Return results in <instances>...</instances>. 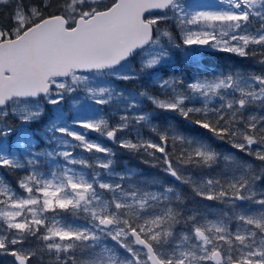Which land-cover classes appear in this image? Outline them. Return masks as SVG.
Segmentation results:
<instances>
[{"label": "snow or ice", "instance_id": "1", "mask_svg": "<svg viewBox=\"0 0 264 264\" xmlns=\"http://www.w3.org/2000/svg\"><path fill=\"white\" fill-rule=\"evenodd\" d=\"M204 50L261 67L167 74ZM142 78L159 91L113 83ZM159 113L211 136L162 127ZM89 131L222 207L186 210L174 184L117 171ZM0 169L23 173L0 176L11 264H264V0H0Z\"/></svg>", "mask_w": 264, "mask_h": 264}, {"label": "trees", "instance_id": "2", "mask_svg": "<svg viewBox=\"0 0 264 264\" xmlns=\"http://www.w3.org/2000/svg\"><path fill=\"white\" fill-rule=\"evenodd\" d=\"M199 62L198 63H189L187 61H182L179 66H177L175 69L169 68L167 70L168 75H172L173 73L177 75H183L184 78L186 76V79H191L196 76L204 75L208 72H212L215 70H222V69H231L234 66L236 67H242L244 71H259L260 65L256 63V60L254 59H248L241 61L240 58L225 54V53H211V52H205L202 51L201 55L199 56ZM128 88L133 89L135 92L148 90L150 92H156L157 88H154L149 81L144 80L143 78L141 80L136 81L135 83H124ZM47 110V109H46ZM174 120H176V128L180 131H182L185 135L190 136H196L199 138L207 139L211 136L210 133H207L206 131L196 128L194 125L189 124L187 121H183L182 118H177L174 116V114H171ZM44 124L47 122V116L46 113L43 115ZM35 125V127H34ZM31 129L34 127V129H37V127H40L39 124H32ZM219 147L218 150L224 153H231L233 156H235L238 160L245 161L248 164L253 165V167H259L260 162L255 160L252 156H246L244 153L238 152L237 150L231 148L228 144H221L220 142H216ZM132 154V153H131ZM131 158V159H130ZM129 158V166L132 169L140 170L142 171L143 175L149 179L155 177L156 178V168L151 167L148 164H144L142 162V158L138 157H130ZM158 172V171H157ZM158 174H161L158 172ZM13 175H19L14 172ZM137 179H140V177H137ZM161 183H167V184H174L178 190L182 191V193L185 196V204H186V210L192 209V208H198L201 211H204L207 209L209 205H211L213 208H220L222 205L216 204L215 202H208V201H202L198 197L195 196V194L192 192L191 188L187 185H180L176 181H172V179L169 176H164L161 179ZM264 186V183L258 185V187ZM11 257H0V264H11Z\"/></svg>", "mask_w": 264, "mask_h": 264}, {"label": "rangeland", "instance_id": "3", "mask_svg": "<svg viewBox=\"0 0 264 264\" xmlns=\"http://www.w3.org/2000/svg\"><path fill=\"white\" fill-rule=\"evenodd\" d=\"M204 51L208 52L206 50H204ZM136 67H137V65H136ZM185 79H186V76H185ZM113 83L117 86L118 89L127 88L129 91H134L133 89L128 88L126 85H123V82L114 81ZM158 91L159 90L157 89L156 92H158ZM145 105H146V107H148L147 102H145ZM61 107L63 108L66 116L69 119H71V117L75 114L74 110L71 107V101L70 100H66L65 103L63 105H61ZM113 107H115V106H112V107L103 106L105 114L110 117V123H116L117 120H118V116H116L115 113L113 112ZM44 113H46L47 119L49 120V118L53 115L52 106L51 105H45V112ZM172 114H175V113H172ZM155 122L160 124L162 127L166 126L169 123H171L172 125H174L176 127V120H174V118L172 117L171 113H159L157 115V119H156ZM12 123L14 125H18L20 122L18 120H13ZM37 124H39V125L44 124V121L42 120V118H41L40 122L37 123ZM28 127H29L30 131H35L38 134L39 131L42 129L43 125L41 127H37V129H34L35 125H34V127L32 129L30 128V125ZM77 130L81 131V132L85 131L83 129H77ZM142 131H143V134L146 137L149 136V135H152L147 128H144ZM121 135H123V133ZM88 137L90 139L98 140L102 144L107 145L108 147H111L115 151V153H116V157H115L116 165H115V168H116L117 171H123V170H126V169L130 168V166H129V163H130L129 158L130 157L142 158L140 155L131 154L127 150L121 149L118 146V144L112 143L111 141L107 140L105 137L100 136L97 133L89 131L88 132ZM13 139H14V137H13ZM38 145L39 146H38L37 150H41V149L46 147V143L44 141H42V140H39V138H38ZM76 152H77V154H80L81 153V149H77ZM83 155L84 156H88L89 154L85 152V153H83ZM97 155L102 156L103 154H97ZM153 168H156L157 171L161 173V174H158L157 171L155 172L157 174L156 178L161 182V179L164 176H166V175L161 171L160 167H153ZM100 171H102V170H100ZM136 171L142 172L140 170H136ZM13 174H14V172H10L8 169H0V176H3L6 179L7 182H10V183L14 184L15 181L19 178V176L23 175V173L22 172H16V174H19V175H13ZM171 179L174 182L173 178H171ZM261 188H264V186H262Z\"/></svg>", "mask_w": 264, "mask_h": 264}]
</instances>
